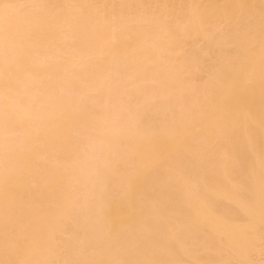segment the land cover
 <instances>
[{
  "label": "bare ground",
  "instance_id": "6f19581e",
  "mask_svg": "<svg viewBox=\"0 0 264 264\" xmlns=\"http://www.w3.org/2000/svg\"><path fill=\"white\" fill-rule=\"evenodd\" d=\"M0 264H264V0H0Z\"/></svg>",
  "mask_w": 264,
  "mask_h": 264
}]
</instances>
